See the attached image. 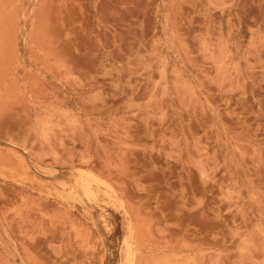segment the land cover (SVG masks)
Returning a JSON list of instances; mask_svg holds the SVG:
<instances>
[{
	"label": "rangeland",
	"instance_id": "1",
	"mask_svg": "<svg viewBox=\"0 0 264 264\" xmlns=\"http://www.w3.org/2000/svg\"><path fill=\"white\" fill-rule=\"evenodd\" d=\"M125 237L264 264V0H0V264H126Z\"/></svg>",
	"mask_w": 264,
	"mask_h": 264
},
{
	"label": "bare ground",
	"instance_id": "2",
	"mask_svg": "<svg viewBox=\"0 0 264 264\" xmlns=\"http://www.w3.org/2000/svg\"><path fill=\"white\" fill-rule=\"evenodd\" d=\"M81 177V176H80ZM77 179V178H76ZM79 180V179H78ZM82 181H83V179H82ZM78 182V181H77ZM83 184V185H82ZM82 184H80V185H82L81 187L83 188V192H84V194L86 195V197H87V199H88V197H89V199L90 198H96L97 197V195H99V194H97L98 193V189H96L97 187H99V186H97V185H95V184H93V183H88L86 180H85V182L84 183H82ZM98 184L100 185V184H102V182L101 181H98ZM68 185V184H67ZM75 189V188H74ZM100 190V189H99ZM76 191V190H75ZM69 192V191H68ZM77 192V191H76ZM71 197V196H70ZM88 199V200H89ZM98 199V198H97ZM73 200V199H72ZM99 200V199H98ZM111 200V199H110ZM73 201H75V200H73ZM100 201V200H99ZM101 202V201H100ZM103 202V201H102ZM103 203H105V202H103ZM106 204V203H105ZM106 205H108V203L106 204ZM115 205V204H114ZM116 207V206H115ZM104 219V218H103ZM104 224H106V223H104ZM129 227V226H128ZM108 228V227H107ZM130 229V228H129ZM130 236V235H129ZM126 239L125 240H127V237H125ZM124 242V241H123ZM125 244H127V246H126V248H127V250H126V259H127V263L126 264H135V256H136V252H137V249H136V247H134L135 245H133V243L131 242V241H125Z\"/></svg>",
	"mask_w": 264,
	"mask_h": 264
}]
</instances>
